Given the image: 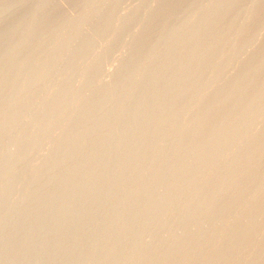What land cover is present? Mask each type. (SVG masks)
<instances>
[{"label":"rangeland","instance_id":"rangeland-1","mask_svg":"<svg viewBox=\"0 0 264 264\" xmlns=\"http://www.w3.org/2000/svg\"><path fill=\"white\" fill-rule=\"evenodd\" d=\"M113 1L0 0V173L20 161L0 177V194L40 165L26 189L0 202V264H264V0ZM118 29L127 32L120 45ZM215 35L223 39L187 48ZM190 60L207 73L191 69L183 87ZM146 80L153 88L179 81L190 93L157 96ZM135 89L140 97L130 98ZM152 100L168 106L148 113ZM82 113L79 122L72 116ZM47 178L55 183L44 187ZM57 195L37 214L39 201Z\"/></svg>","mask_w":264,"mask_h":264},{"label":"bare ground","instance_id":"bare-ground-1","mask_svg":"<svg viewBox=\"0 0 264 264\" xmlns=\"http://www.w3.org/2000/svg\"><path fill=\"white\" fill-rule=\"evenodd\" d=\"M114 1H115V0H114ZM114 1H113V2H114ZM117 1H118V0H117ZM158 1H159V0H158ZM212 1H213V0H212ZM216 1H218V0H216ZM216 1H214V2H216ZM221 1H222V0H221ZM229 1H230V0H229ZM229 1L227 2L228 4H229ZM95 2H96V1H95ZM97 2H99V1H97ZM97 2H96V3H97ZM115 2H116V1H115ZM115 2H114V4H115ZM119 2L121 3L122 1L119 0ZM132 2H133V1H132ZM132 2H131V3H132ZM149 2H151V0H150ZM222 2H225V1L223 0ZM222 2H221V3H222ZM93 3H94V2H93ZM116 3H117V2H116ZM133 3H134V2H133ZM140 3H141V2H140ZM145 3H146V2H145ZM158 3H159V2H158ZM227 3H226V4H227ZM109 4H110V3H108V5H109ZM118 4H119V3H118ZM123 4H124V3H123ZM143 4H144V3H143ZM147 4H148V3H147ZM226 4H225V6H227ZM110 5H111V4H110ZM115 5H116V4H115ZM222 5H223V3H222ZM99 6H100V5H99ZM112 6H113V4L111 5V9H112ZM116 6H117V5H116ZM136 6H137V4H136ZM141 6H142V5H141ZM141 6H138V8L141 7ZM145 6H146V5H145ZM149 6H150V5H149ZM201 6H202V5H201ZM223 6H224V5H223ZM228 6H229V5H228ZM97 7H98V6H97ZM113 7H114V6H113ZM126 7H127V6H126ZM126 7H124V8H126ZM108 8H109V6H108ZM87 9H90V8H87ZM129 9H130V8H129ZM129 9H128V11H129ZM132 9H133V8H131V11L133 12ZM134 9H135V8H134ZM144 9H145V8H144ZM104 10H105V9H104ZM109 11H110V9H109ZM109 11L107 12V10H106V12H105V11H104V12H105V13H109ZM112 11H113V10H112ZM110 13H112V12H110ZM211 13H212V12H210V14H211ZM126 14H127V13H126ZM189 14H190V13H189ZM208 14H209V13H208ZM208 14H206V15H208ZM210 14H209V17H208V16H205V18H206V19H207V18H212L211 15H212L213 13H212L211 15H210ZM184 15L186 16V14H184ZM184 15H183V18H184ZM213 15H214V14H213ZM104 16H105V18H106V15H104ZM123 16H124V15H123ZM144 16H145V15H144ZM189 16H190V15H189ZM191 16H192V15H191ZM191 16H190V17H191ZM210 16H211V17H210ZM102 17H103V16H102ZM225 18H226V17H225ZM145 19H146V18H145ZM185 19H186V18H185ZM185 19H184L183 22H185ZM203 19H204V18H203ZM222 19H223V18L220 19L221 21L219 20V21H220L219 24H222V23H221V22H222ZM226 19H227V18H226ZM99 20H102V19H99ZM187 20H188V18L186 19V23H187V25H188ZM190 20H191V19H190ZM204 20H205V19H204ZM204 20L202 21V24L205 23ZM208 20H209V19H208ZM208 20H207V21H208ZM210 20H211V19H210ZM97 21H98V20H97ZM103 21H104V20H103ZM149 21H152V20H150V19L148 18V19H146L145 21H142V22H144V23H143V27H144V25H145L147 22L149 23ZM188 21H189V20H188ZM219 21H218V22H219ZM190 22H191V21H190ZM193 22H195V20H194ZM196 22H197V20H196ZM27 23H29V22H27ZM97 23H99V22H97ZM104 23H105V22H104ZM104 23H103V22H102V24L99 23L100 25L94 23L93 25L96 24L97 26H100V28H101V26H103V28H104V25H105ZM186 23H185V25H186ZM191 23H192V22H191ZM191 23H189V25H190ZM22 24H23V23H22ZM24 24H25V22H24ZM181 24H182V22H181ZM181 24H180V25H181ZM192 24H194V23H192ZM91 25H92V24H91ZM106 25H107V24H106ZM106 25H105V26H106ZM180 25H179V26H180ZM203 25H204V24H203ZM19 26H20V25H19ZM125 26H126V24H125ZM127 26L129 27V24H128ZM127 26H126V27H127ZM134 26H135V25H134ZM141 26H142V25H141ZM145 26L147 27V25H145ZM179 26H178L177 28H179ZM181 26H184V25H181ZM21 27H23V25H22ZM41 27H42V26H41ZM132 27H133V26H132ZM19 28H20V27H18L17 30H19ZM42 28H43V27H42ZM121 28H122V27H121ZM140 28H141L140 30L142 31V34H143L142 27H140ZM144 28H145V27H144ZM91 29H92V28H91ZM105 29H106V27H105ZM122 29H124V28H122ZM122 29H120L121 32H120V30L118 29L119 32L116 34V35H117V36H116V39H117V40L115 39L116 42L119 41V42H118L119 45H120V41L123 42V39H124V38H121V36H126L125 34L127 33V32H125L126 29H125L124 32H122ZM129 29H130V27H129ZM129 29H128V31H129ZM133 29H134V28H133ZM17 30H14V33H13V31H12L13 34L10 33L9 36L6 37V38H9V39L11 40V37H12V39H13V37H14L15 34H16L15 32H17ZM92 30H93V29H92ZM97 30H98V29H97ZM171 30H173V29H170V32H169V30H167V32L165 31L166 33H164V34L161 36V39L165 38L168 32L171 33ZM174 30H175V28H174ZM174 30H173V31H174ZM176 30H177V29H176ZM136 31H137V30H136ZM136 31L133 32L134 35H137V34L140 35V34H141V32H140L139 30H138V33H136ZM243 31H244V30H241L239 33H242ZM18 32H19V31H18ZM18 32H17V33H18ZM139 32H140V33H139ZM110 33H111V32H110ZM114 33H115V31H114ZM169 33H168V34H169ZM236 33H237V32H236ZM236 33H235V34H236ZM16 35H17V34H16ZM109 35H110V34H109ZM130 35L132 36V34H130ZM221 35L224 36V35H226V34H221ZM237 35H238V34H237ZM74 36H75V35H74ZM74 36H73V37H74ZM110 36H111V35H110ZM113 36H114V35H113ZM128 36H129V35H128ZM167 36H168V35H167ZM218 36H219V35H218ZM223 36H219V38H218L217 35H215L216 38L214 37L213 39H211V38H207V39H206V38H204L203 36H201L200 38L197 37L196 39H195V37H194V39L191 38V39H193V40H192V41H189V42H188L187 40H185V41L188 42V43H187V48H191V47L194 48L195 46L197 47V46H199V45H201V44H204V43H206V42L217 43V41H219V39H220V41H221V37H222V39H223ZM226 36H227V35H226ZM226 36H224V38H227ZM58 38H59V37H57V39H58ZM70 38H72V37H70ZM113 38H114V37H113ZM166 38H167V37H166ZM166 38L163 39V40H166ZM44 39H45V38H44ZM44 39H43V40H44ZM67 39H69V38H67ZM88 39H89V38H88ZM125 39H126V40H125V43H126V41H127V37H126ZM128 39H129V38H128ZM6 40H7V39H6ZM45 40H46V39H45ZM55 40H56V39H55ZM59 40H60V39H59ZM59 40H58V41H59ZM70 40H71V39H70ZM188 40H189V39H188ZM58 41H57V42H58ZM60 41H61V40H60ZM72 41H73V39H72ZM85 41H86V39H85ZM85 41H84V42H85ZM181 41H182V40H181ZM181 41H179V42H181ZM185 41H184V42H185ZM88 42H89V41H88ZM93 42H94V41H93ZM95 42H97V41H95ZM59 43H60V42H59ZM61 43H63V42H61ZM82 44L87 45L88 43L86 44V42H85V43H82ZM89 44H90V43H89ZM155 44L157 45V43H155ZM182 44H183V42H182ZM113 45H114V46L111 45L113 49L109 47V51H111V50L114 51V49L116 48L115 45L117 46V44H113ZM81 46H82V45H81ZM87 46H88V45H87ZM87 46H86V48H87ZM108 46H110V44H109ZM108 46H106V47H108ZM106 47L104 48V49H105L104 51L109 52V51H107ZM119 47H120V46H119ZM119 47H118V48H119ZM185 47H186V46H185ZM84 48H85V47H84ZM151 48L155 49L156 46L151 47ZM92 49H93V48H92ZM233 49H234V48H233ZM233 49H232V50H233ZM79 50H80V49H79ZM81 50H82V49H81ZM93 50H94V49H93ZM117 50H119V49H117ZM188 50H189V49H188ZM232 50H231V51H232ZM236 50H237V48L235 49V52H236ZM241 50H242V48H240V52H241ZM102 51H103V50H102ZM104 51H103V52H104ZM231 51H230V53H232ZM242 51H243V50H242ZM247 51H248V50H247ZM78 52H79V51H78ZM83 52H84V51H83ZM89 52H90V51H89ZM89 52H88V53H89ZM103 52H102V53H103ZM235 52H234V53H235ZM249 52H251V51H249ZM76 53H77V52H76ZM76 53H75V54H76ZM100 53H101V52H100ZM136 53H137V54L133 53V55H130L129 57H126L125 61L127 62V61H129V60H137V59L140 58L141 55L143 54V52H141L140 54H139V52H136ZM209 53H211V52H209ZM209 53H208V54H209ZM214 53H215V52H214ZM216 53H217V52H216ZM237 53H238V50H237ZM75 54H74V55H75ZM78 54H79V53H78ZM78 54H76V56H77ZM204 54H205V53H204ZM206 54H207V53H206ZM211 54H213V53H211ZM217 54H218V53H217ZM235 54H236V53H235ZM240 54H241V53H240ZM246 54H247V53H246ZM251 54L254 55V53H251ZM19 55H20V53H19ZM69 55H70V54H69ZM69 55H68V56H69ZM209 55H210V54H209ZM214 55H215V54H214ZM263 55H264V54H263ZM15 56H16L15 58H18V57H17L18 54H16ZM206 56H207V55H206ZM206 56H205V55L203 56V54H202V58H203V57H205V58H203V60L201 59V60H202L201 63H202L205 59H208V58H209L208 56H207L208 58H206ZM210 56H212V55H210ZM216 56H217V55H216ZM13 57H14V56H13ZM20 57H21V55H20ZM72 57H73V56H72ZM74 57H75V56H74ZM15 58H14V59H15ZM14 59H13V60H14ZM174 59H175V58H174ZM180 59H181V58H180ZM15 60H16V59H15ZM178 60H179V58H178ZM52 61H53V60H52ZM55 61H56L57 64H58V61H57L56 59H55ZM170 61H171V62L174 61V62H172V65H173V64L175 65V63L177 62V59H176V60H173V59H172V60H170ZM191 61H192V60H190L189 63H190ZM194 61H195V60H194ZM194 61H193L192 63H190L192 66H188L189 69H190V70H189V71H190L189 75L187 76V74H186V72H185V75H184L185 77L183 78V80H182V78L179 79L180 81H182V84L184 83V86H183V87H185V85L187 84V82H189V78L192 77V74H193V73H191V69H194V67H196L195 65H196L197 63H199V62H195V64H194ZM56 62H55V63H56ZM96 62H97V61H96ZM96 62L94 61L93 63L88 64L89 66L86 67L87 69L84 70V71H86V73H91V72L93 71V69H95V67H96V64H97ZM171 62H170V63H171ZM181 62H182V60H181V61L179 60V63H178V64H181ZM46 63H49V60H47ZM60 63H61V62L59 61V64H60ZM170 63H167V65H170V66L173 68L174 65L172 66ZM189 63H188V64H189ZM50 64H52V62H50ZM53 64H54V63H53ZM53 64H52V66H53ZM98 64L100 65V63H98ZM43 65H44V63H43ZM163 65H164L165 67L167 66V65H165V64H163ZM163 65H162V66H163ZM97 66H98V65H97ZM164 66H163V67H164ZM44 67H45V65H44ZM46 67H47V64H46ZM48 67H49V66H48ZM50 67H51V66H50ZM167 67H168V66H167ZM167 67H166V68H167ZM199 67H200V65H199ZM160 68H162V67H160ZM166 68H165V70H164L165 72H167V71H166ZM196 68H198V67H196ZM201 68H203V67H201ZM74 69H77V68H74ZM74 69H73V71H75ZM156 69H157V68H156ZM175 69H176V67H175ZM175 69H174V70H175ZM187 69H188V68H187ZM187 69H186V70H187ZM203 69H204V68H203ZM247 69H250V68L245 67V69H241L239 72H242V73H248L249 70H247ZM71 70H72V69H71ZM77 70H78V69H77ZM152 70H153V69H152ZM152 70H149V71H151V73L155 71L154 73L157 72V75H158V73H159V72H162L161 70H163V69H161L160 71H159V68H158V71L155 70V69H154L153 71H152ZM167 70L170 71V72L173 71V70H170L169 67L167 68ZM195 70H196V69H194L193 71H195ZM197 70H198V69H197ZM197 70H196V71H197ZM201 70H202V69H201ZM201 70H198L199 73H200V72H203V73H204V70H203V71H201ZM164 71H163V72H164ZM170 72H169V73H170ZM173 72H174V71H173ZM239 72H238V73H239ZM149 73H150V72H148V74H149ZM154 73H152V74H153L152 76H149V75H148L147 78H149V77H153V76L155 75ZM167 73H168V72H167ZM187 73H188V71H187ZM206 73H207V72H206ZM206 73H204V74H206ZM118 74H119V73L116 72V73L114 74V77H116ZM159 74H160V73H159ZM190 74H191V77H190ZM200 74H202V73H200ZM129 75H130V74H129ZM72 76L74 77V75H72ZM186 76H187V77H186ZM193 76H195V75H193ZM32 77H33V76H32ZM69 77H70V76H69ZM197 77H198V73H197V76L194 77V78L197 79ZM34 78H35V77H34ZM67 78H68V77H67ZM71 78H72V77H70V79H71ZM194 78H193V81H195ZM198 78H199V77H198ZM63 79H64V78H63ZM149 79H151V78H149ZM199 79H200V78H199ZM228 79H230V78H228ZM32 80H33V79H32ZM34 80H35V79H34ZM59 80H60V79H59ZM66 81H68V80L66 79ZM143 81H144V80H143ZM143 81H142V82H143ZM146 81H147V86L150 87L152 83L148 82L149 80H146ZM64 82H65V79H64ZM64 82H61V84H62V83L64 84ZM68 82H69V81H68ZM74 82H75V81H74ZM168 82H169V81H164V80L162 81V80H161L160 82L157 83L156 88H153V86H151V87L153 88V89H152V90H153V94H156L157 96H159L160 94L165 93V94H167L168 98H169V97H174V96H175V93H176V91H177V89H178V87H179V85H178V87H177V86H175V84H180V82L178 81V83H175V84H173V83L171 84V83H168ZM190 82H192V79H191ZM253 82H254V80H253ZM65 83H67V82H65ZM69 83H72V81H70ZM61 84H58V85H60L59 87H61V86L63 85V84H62V85H61ZM67 84H68V83H67ZM67 84H64L65 86H64V85H63V86L66 88V87H68V86H66ZM104 84H105V82H104V83H100L99 85L97 84V86L95 85L96 87H95V89H93L92 92H95V91L99 90L100 88L103 87ZM142 85H143V84H142ZM149 85H150V86H149ZM54 86H55V85H54ZM69 86H70V85H69ZM154 86H155V85H154ZM186 86H187V85H186ZM137 87H139L138 84H137ZM143 87H145V86L143 85ZM183 87H182V88H183ZM62 88H63V87H62ZM139 88H140V87H139ZM139 88H138V90H139ZM179 88H180L181 90H178V92L181 91L180 94L183 93L182 90H185V89H182L181 86H180ZM90 89H91V88H90ZM142 89L145 90L146 87H145V89H144V88H142ZM206 89H207V88H206ZM135 90H137V89H135ZM138 90H137V91H138ZM146 90H147V89H146ZM174 90H175V91H174ZM211 90H212V89H211ZM211 90H210V91H211ZM215 90H216V87H215ZM218 90H219V89H218ZM90 91H91V90H90ZM90 91H89V92H90ZM116 91H117V90H116ZM127 91H128V90H127ZM141 91H142V90L140 89V91H138V92H136V91H134V92H129L130 95H131L130 98L138 97L139 94H141ZM161 91H162V92H161ZM205 91H206V90H205ZM210 91H209V92H206V93H203V94H201V95H199V96L201 97V96H203L204 94L206 95V94H208V93H211ZM92 92H90V93H92ZM139 92H140V93H139ZM173 92H175V93H173ZM186 92H187V91H186ZM201 92H202V91H201ZM121 93H122V90H121L120 94H118V91H117L116 94L121 95ZM184 93H185V91H184ZM184 93L182 94V97H183L185 94L190 93V92H187V93H185V94H184ZM212 93H215V91L212 92ZM127 94H128V93L123 94V97H124V96H127ZM143 94H144V93H143ZM180 94H176V96L178 95V96L180 97V96H181ZM195 94H196V93H195ZM197 94H199V93H197ZM241 94H242V93H241ZM11 95H12V94H11ZM11 95H10V96H11ZM192 95H193V94L191 93V95L189 94L188 96L191 97ZM34 96H35V95H34ZM38 96H39V95H38ZM76 96H77V95H76ZM76 96H75V97L73 96V97H74V98H78V97H79V96H77V97H76ZM141 96H142V95H141ZM178 96H177V97H178ZM73 97H71V99H72ZM139 97H140V96H139ZM179 97H178V98H179ZM196 97L198 98V95H196ZM251 97H252V96H250V95H248V96H242V97L239 98V102H242V101H248V100L251 99ZM35 98H36V97H35ZM80 98H81V97H80ZM124 98H125V97H124ZM128 98H129V94H128ZM130 98H129V99H130ZM184 98H185V96L183 97V99H184ZM186 98H187V97H186ZM192 98H194V97H192ZM248 98H250V99H248ZM31 99H32V98H31ZM31 99H29L28 102H29ZM59 99H60V98H59V96H58V98L55 100V103H57V102L59 101ZM179 99H180V98H179ZM187 99L189 100V97H188ZM0 100H1V99H0ZM72 100H75V99H72ZM72 100L70 101V103L73 102ZM181 100H182V99H181ZM77 101H78V99H77ZM122 101H123V100H122ZM185 101H186V99H185ZM31 102H32V100H31ZM31 102H29L30 105H31ZM124 102H125V101H124ZM127 102H128V101H127ZM185 103H186V102H185ZM25 106H27V102H26L25 105H23V108H24ZM167 106H168V105H167V101L152 100L151 102H150V101L146 102V103L143 105V109L147 111L149 108H152V109H155V111H156V110L159 111V113H160V110H161V109L164 110L163 108H166ZM27 107H29V106H27ZM116 107H117V106H116ZM120 108H121V107H119V106H118L117 108H114V107H113L114 110H118V111H120ZM110 109L113 111V113L116 112V114H117L118 111H114L112 108H110ZM152 109H150V111H151ZM158 109H159V110H158ZM20 110H21V109H20ZM162 110H161V111H162ZM112 111H111V112H112ZM150 111L148 110V113H149ZM157 111H156V114L158 113ZM99 112H100V107L97 108L93 113L89 114V116H91V117H95ZM144 114H145V115H144ZM77 115H78V114H76V115H72V116H73V117L76 116V121L79 122V120H81V118H82V116H83V113H82L81 115H78V116H77ZM155 116H156V117H159V116H157V115H155ZM145 117H146V112H145V111L141 112L138 121L140 122V121H142L143 119H144V120L147 119V117H146V118H145ZM172 117H175V116L173 115ZM72 119H75V118H71V121L69 120L68 122H72V123H74V122H73L74 120H72ZM144 120H143V121H144ZM76 121H75V123H76ZM88 148H89V147H88ZM88 148H87V149H88ZM85 149H86V148H85ZM84 151H85V150H84ZM87 152H88L87 154H91V153H92V152L89 153V151H87ZM43 155H44V154H43ZM46 155H47V154H46ZM46 155H45V158H44V156H42V157L45 159V163L48 162V161L46 160V159H48V157L46 158ZM124 155H125V154H124ZM38 156H40V155H38ZM208 157H210V159L212 158L210 155H209ZM208 157H207V159H209ZM234 157H236V159H238V157H240V154H239V155H236V156H234ZM234 157H233V158H234ZM18 158H19V157H18ZM34 158H36V156H35ZM109 158H111V157H109ZM15 159H17V157H16ZM15 159H13L14 161L11 159L13 162H11V160H9V163H8V161H7V164L4 163V164H6V166H5V168H3V169H5V170H3V169L1 170V173H0V177H1V178H4L3 176L6 177V175L9 173V171H10L13 167H16V166L20 163V161L18 162V161L15 160ZM40 159H41V157H40ZM49 159H50V158H49ZM49 159H48V160H49ZM207 159H206V160H207ZM19 160H20V159H19ZM21 160H22V158H21ZM33 160H34V159H33ZM35 160H36V159H35ZM37 160H38V159H37ZM112 160H113V159H112ZM15 161H17L18 164H16L17 162H15ZM42 161H43L42 163H44V160H43V159H42ZM46 161H47V162H46ZM64 161H67V160H64ZM68 161H69V160H68ZM40 163H41V162H40ZM32 164H33V163H32ZM104 164H105V163H104ZM15 165H16V166H15ZM97 165H98V164H97ZM101 165H102V164H101ZM31 166H32V165H31ZM38 166H40V165H36V166L34 165V166H32L31 169H30L31 171L28 172L29 174L27 173V171H26V174H22V176L20 177V181H19L18 185H16L15 187H12V188L9 189L8 191H5V193L0 194V202H1V201H5V200L7 199V196H8V195H11V194L16 193V192H18V191H22V190L26 189V187L29 186V185L27 184V183H29V182H28L29 179H30L31 177H32L31 179H33V177L37 175L36 170L38 169V168H37ZM95 166H96V165H95ZM2 167H4V166L2 165ZM2 167H1V168H2ZM98 167H101V166L99 165V166H97V168H95V167H84V168L80 171V175H81L82 177L86 178V175L88 176V174H89V173H92V171H93L94 169H96V170L99 169ZM188 168H189V167H188ZM28 171H29V170H28ZM37 171H38V170H37ZM94 171H95V170H94ZM24 172H25V171H24ZM24 172H23V173H24ZM139 174H140V173H139ZM33 175H34V176H33ZM136 175H137V174H136ZM141 176H143V175H142V172H141ZM37 177H38V176H37ZM37 177L34 178V179H38ZM1 178H0V182H1ZM2 180H3V179H2ZM39 180H40V179H38V181H39ZM38 181L36 180V182H38ZM30 182H31V181H30ZM40 182H41V181H39V183H40ZM31 183H34V182L32 181ZM42 183H43V185L45 184L44 187H49V186L53 185V184L55 183V181L52 180V178H47L46 180H44V182L42 181ZM42 183H41V184H42ZM81 183H82V184L78 185L79 191H80V188L85 187V186H84L85 183H83L82 181H81ZM29 184H30V183H29ZM34 184H35V183H34ZM34 184H32V186H33ZM41 184H40V185H41ZM35 185L37 186V185H39V184L36 183ZM99 185H100V184H99ZM36 186H35V187H36ZM200 186H201V185H200ZM96 187H97V186H96ZM30 188H31V187H30ZM97 188H98V187H97ZM81 191H82V189H81ZM8 197H9V196H8ZM122 198H125V197H122ZM60 199H61V195H57V196H56L54 199H52V200H45V199L42 200V199H41L42 201H39V204H38V206L36 207V208H37V214L39 213V211H40V209H41L42 207L46 206L47 204H55V203H57L58 201H60ZM144 202H145V200H142L141 203H144ZM137 203H139V202H137ZM137 203H136V205H137ZM136 205L132 206L131 208H133V207L135 208ZM139 205H141V204H138V206H139ZM134 208H133V209H134ZM54 222H55V221H54L53 218H52V220L49 222V224H47L44 228H46L48 225H51V224L54 223ZM0 226H1V225H0ZM0 228H3V227H0ZM16 228L18 229L19 226H16ZM16 228H15V226L13 227L14 230H15ZM3 229H4V228H3ZM36 229H38V228H36ZM0 231H2V230L0 229ZM44 242H45V241H42L41 244L44 243ZM27 243H29V240H28V239H27L24 243L20 244V246H18L17 251H21L22 249H24V247H26V244H27ZM240 243H241V242H240ZM242 244H244L243 241H242ZM242 244H239V245H242ZM237 246H238V244H237ZM11 256H12V255H11ZM9 257H10V256H8V258H9ZM8 258H5L4 260H6V259H8Z\"/></svg>","mask_w":264,"mask_h":264}]
</instances>
